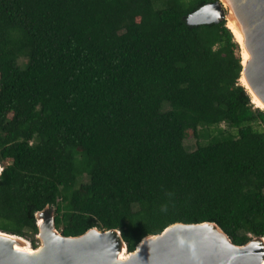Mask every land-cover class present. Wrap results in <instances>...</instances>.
<instances>
[{"label": "trees", "instance_id": "trees-1", "mask_svg": "<svg viewBox=\"0 0 264 264\" xmlns=\"http://www.w3.org/2000/svg\"><path fill=\"white\" fill-rule=\"evenodd\" d=\"M212 1L0 0V231L37 234L48 207L128 252L178 222L264 237V111L226 20L187 23Z\"/></svg>", "mask_w": 264, "mask_h": 264}, {"label": "water", "instance_id": "water-1", "mask_svg": "<svg viewBox=\"0 0 264 264\" xmlns=\"http://www.w3.org/2000/svg\"><path fill=\"white\" fill-rule=\"evenodd\" d=\"M228 16L241 32L242 44L227 24L226 27L248 55L244 63L241 56V76L264 106V0L212 1L191 13L187 23H219ZM2 169L0 164V173ZM36 224L40 244L35 248L25 237L0 231V264L264 263V237H253L243 245H236L213 222L171 224L159 234L145 236L132 252H128L117 229L92 228L79 236L62 235L48 207L36 214Z\"/></svg>", "mask_w": 264, "mask_h": 264}, {"label": "rangeland", "instance_id": "rangeland-1", "mask_svg": "<svg viewBox=\"0 0 264 264\" xmlns=\"http://www.w3.org/2000/svg\"><path fill=\"white\" fill-rule=\"evenodd\" d=\"M240 49V57H241V48ZM241 82V81H240ZM255 106V105H254ZM256 107V106H255ZM221 127H224L223 125ZM217 132V127H201L198 129V136L195 137L191 132L187 133L184 140L183 144L185 148L189 151H192L196 149L200 145H204L205 143L208 142L209 138L213 136ZM26 239L29 240L31 243V240H34L35 244L38 245L40 244V241L37 238V234L32 235L30 233L26 234Z\"/></svg>", "mask_w": 264, "mask_h": 264}, {"label": "bare ground", "instance_id": "bare-ground-1", "mask_svg": "<svg viewBox=\"0 0 264 264\" xmlns=\"http://www.w3.org/2000/svg\"><path fill=\"white\" fill-rule=\"evenodd\" d=\"M226 19H227V20H226V24H227V26L233 31L236 40H237L240 44H242V43H241V41H242V35H241V32L238 30V28H237V26H236L234 20H233L232 18L230 19L229 16L226 17ZM241 56H242L243 63H244V61H245V59H247L248 55H247V53H246V51L244 50L243 47H242V50H241ZM240 81H241V84L244 85V86L246 87L248 93L250 94V96H251V98H252V103H254L256 107L263 109L264 106L262 105V103H261V102L255 97V95H253V94L250 92V90L248 89L247 84H246V82H245L243 76H241ZM39 222H40V220H39ZM24 249L27 250V251H31V249H29V248H24ZM123 256H124V255H123ZM121 258H124V257H121ZM263 264H264V263H263Z\"/></svg>", "mask_w": 264, "mask_h": 264}]
</instances>
